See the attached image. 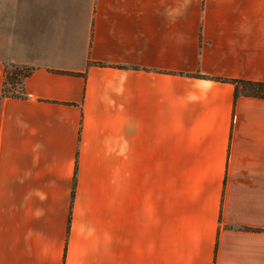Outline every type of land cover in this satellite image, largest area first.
Returning a JSON list of instances; mask_svg holds the SVG:
<instances>
[{
  "label": "crops",
  "instance_id": "0c3cea01",
  "mask_svg": "<svg viewBox=\"0 0 264 264\" xmlns=\"http://www.w3.org/2000/svg\"><path fill=\"white\" fill-rule=\"evenodd\" d=\"M236 79L264 82V0H0V264H264Z\"/></svg>",
  "mask_w": 264,
  "mask_h": 264
},
{
  "label": "trees",
  "instance_id": "16d2710c",
  "mask_svg": "<svg viewBox=\"0 0 264 264\" xmlns=\"http://www.w3.org/2000/svg\"><path fill=\"white\" fill-rule=\"evenodd\" d=\"M15 67L10 70L6 69L5 72V82L2 89L3 96H12L16 94H22L23 90V79L28 75V72H23L15 65ZM235 83V98L237 99L240 95L253 96L264 98V82L262 81H253L245 79H236L232 80ZM11 87H10V86Z\"/></svg>",
  "mask_w": 264,
  "mask_h": 264
},
{
  "label": "rangeland",
  "instance_id": "374dc122",
  "mask_svg": "<svg viewBox=\"0 0 264 264\" xmlns=\"http://www.w3.org/2000/svg\"><path fill=\"white\" fill-rule=\"evenodd\" d=\"M15 66H16V65H15ZM17 67L19 68V70H22L23 72H28V70H29V68H26V67H25V68H22L21 66H17ZM9 68H10V70H11V69H13V68H15V67L10 66ZM9 86H10V85H9ZM10 87H11V86H10Z\"/></svg>",
  "mask_w": 264,
  "mask_h": 264
}]
</instances>
